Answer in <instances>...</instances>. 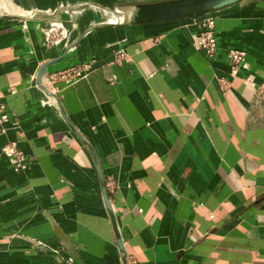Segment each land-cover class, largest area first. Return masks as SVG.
I'll return each instance as SVG.
<instances>
[{"label": "crops", "instance_id": "1", "mask_svg": "<svg viewBox=\"0 0 264 264\" xmlns=\"http://www.w3.org/2000/svg\"><path fill=\"white\" fill-rule=\"evenodd\" d=\"M156 1L0 0V264H124L119 239L132 264H264V0L214 14V57L200 19L107 23Z\"/></svg>", "mask_w": 264, "mask_h": 264}, {"label": "built area", "instance_id": "2", "mask_svg": "<svg viewBox=\"0 0 264 264\" xmlns=\"http://www.w3.org/2000/svg\"><path fill=\"white\" fill-rule=\"evenodd\" d=\"M55 12H40L39 10H33L27 13L28 17L37 18L41 14L48 16L47 21L43 25V30L45 32V42L47 47L52 48L56 46L63 38L68 36V30L62 23V21L55 19L53 16ZM200 32L197 34V46L201 50H204L209 57H214L218 49V41L215 31V20L214 17H207L200 20ZM127 52L124 48H119L114 52L113 62H119L125 59ZM247 51L244 49H231L229 51V59L231 63L232 71L236 74L242 64L246 59ZM84 67H72L65 69L57 74V77L70 82L73 79L82 78V69ZM55 80V76L53 77ZM3 113L0 115V131L3 128V124L8 120V114L6 113L5 107L2 106ZM2 151L10 157L13 164L17 167H23L26 162V157L23 152L18 149L15 143H6L2 147ZM129 264H132L129 261Z\"/></svg>", "mask_w": 264, "mask_h": 264}, {"label": "water", "instance_id": "3", "mask_svg": "<svg viewBox=\"0 0 264 264\" xmlns=\"http://www.w3.org/2000/svg\"><path fill=\"white\" fill-rule=\"evenodd\" d=\"M243 0H162L156 2H146L141 4H134L133 14L129 18H124L122 22L112 23L107 22L110 25L118 24H150L157 22H174V21H183L187 19L199 20L205 18L211 13H215L224 8L236 5ZM105 9V7L103 6ZM108 12L115 14L112 9H105ZM116 16V15H115ZM71 45V44H70ZM47 66H44L38 75V84L45 92L49 93L47 82H46V73ZM80 139L83 138L78 135ZM100 172H101V167ZM103 176V175H102ZM105 201L107 206H110L109 197L105 189ZM36 246H39L43 250H47L42 244L36 242ZM118 244L123 252L124 264H129L127 254L123 248L121 239L118 240ZM55 256L59 264H68L63 260L60 255L53 250H49Z\"/></svg>", "mask_w": 264, "mask_h": 264}, {"label": "bare ground", "instance_id": "4", "mask_svg": "<svg viewBox=\"0 0 264 264\" xmlns=\"http://www.w3.org/2000/svg\"><path fill=\"white\" fill-rule=\"evenodd\" d=\"M134 6L135 5H132V6H129V7H127V8H122L120 11L127 17V18H129L132 14H133V10H134ZM234 6V5H233ZM231 7V6H230ZM227 8H229V7H227ZM108 9V8H107ZM224 9H226V8H224ZM223 10V9H222ZM221 11V10H220ZM218 12V11H217ZM216 13V12H215ZM215 13H211V14H209V15H207L205 18H207V17H211V16H214V14ZM187 20H191V19H187ZM201 20V19H200ZM112 23H118L119 22V20L117 19V18H115V20H110ZM107 22V21H106ZM109 22V21H108ZM55 48V47H54Z\"/></svg>", "mask_w": 264, "mask_h": 264}]
</instances>
